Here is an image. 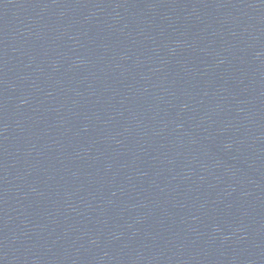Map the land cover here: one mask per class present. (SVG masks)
<instances>
[{
    "label": "water",
    "instance_id": "water-1",
    "mask_svg": "<svg viewBox=\"0 0 264 264\" xmlns=\"http://www.w3.org/2000/svg\"><path fill=\"white\" fill-rule=\"evenodd\" d=\"M0 264H264V0H0Z\"/></svg>",
    "mask_w": 264,
    "mask_h": 264
}]
</instances>
